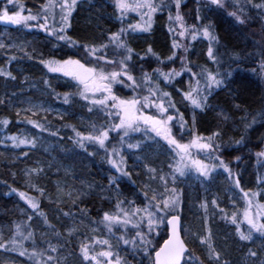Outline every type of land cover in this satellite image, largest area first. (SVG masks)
Here are the masks:
<instances>
[{"label":"snow or ice","instance_id":"6c2138e0","mask_svg":"<svg viewBox=\"0 0 264 264\" xmlns=\"http://www.w3.org/2000/svg\"><path fill=\"white\" fill-rule=\"evenodd\" d=\"M206 3L210 11L222 10L227 15L234 17L238 24L244 25L252 19L247 12L250 6L258 10V14L264 18V0L259 3H253V0H198ZM79 6V0H41L37 11L25 8L18 0H0V23L17 28L31 29L35 26L38 30L44 31L48 37L52 38L53 48L66 46L69 49H76L82 52L85 57H91L86 64L81 59L72 58H49L40 59L39 63L47 69L48 73L59 74L63 77L74 81V87L80 99L85 101V106L90 113L99 111L111 120L109 126L97 128L92 126L91 131L85 135L76 131L77 139L74 141L79 147L85 148L84 141L97 145L99 149L104 150L107 155L108 163L116 173L121 177L130 178L131 173L124 168L126 158L123 155V147L126 144L129 150H143L142 144L133 134L140 133L142 139L147 143L165 142L170 150L172 162L168 164L171 170L172 185L169 186L167 175H161V169L144 165L146 175L150 181L159 180L162 182L163 191H156L149 188L143 192L144 199L141 201L142 206H137L136 201L119 199L120 193H117V202L115 204L116 212H104L102 219L93 221L95 227L103 225V229L109 234L106 239H97L89 237L90 242L81 241L79 244V256L81 264H126L121 256V250L127 251L129 248L133 253L142 255L146 258L147 264H230L229 260L222 256L220 250L213 244L211 230L207 227V219L203 221L202 231L197 234L182 224V192L177 189L175 182L180 177H185L191 171L197 174V179L201 184L211 182L214 179L213 173L222 170L226 174L225 179L230 182L229 190L233 197L239 194V198L244 201L242 219H238L236 212L231 216L225 213L223 208H219L222 219L230 222L235 226V234L239 242H252L254 236L258 235L264 239V203H259L257 197L261 196L259 192L245 191L241 187V180L238 173H234L229 164L217 153L222 145L217 143L220 138V132H214L211 136L203 137L193 135V138L187 142H181L173 132L175 125L174 120H178L179 129H184L185 121L182 114L176 115L178 110L172 100L169 91H163L161 81L165 85L171 84L176 77H180L185 72L190 74L189 90L183 93V100L189 102L193 110L199 109L204 111L209 106V96L212 90L220 88L225 77L217 71L215 74L201 69L196 72L185 62L186 54L190 47L199 38L209 42L207 48V57L214 64H220L219 38L215 35L211 26L201 27L199 24L188 25L185 23V17L181 14L182 0H113L115 16L121 22L118 31L111 32L107 36L106 42L93 43L91 46L80 45L77 40L68 34L71 27V17L73 12ZM174 9V15H173ZM232 9V10H229ZM168 13L169 34L172 37L171 55L167 57L168 61L175 64L179 61V70L176 67H170L168 71H163L160 67L152 69L150 73L144 63H134V50L128 46L126 36L130 32H149L152 28L154 16L159 12ZM199 12V9L197 10ZM135 13L140 18V22L135 24L128 23L127 27L123 26L128 15ZM199 14L196 21H200ZM260 49L259 72L264 77V31L260 39L256 41ZM17 45L0 43V49L16 48ZM19 51L29 59H33L23 46H19ZM148 53H153L151 46L147 49ZM10 59H16L15 56ZM92 60L96 63L93 65ZM140 61H146L145 56H139ZM159 63H163L159 56L156 57ZM150 68L151 65L149 64ZM168 67V65H166ZM0 77L15 80L16 77L10 71L0 69ZM194 81V84L191 83ZM43 84L51 88L47 79ZM120 89H129L127 95L119 94L116 86ZM179 91V90H177ZM15 95V94H13ZM57 95H59L57 93ZM70 94H63L64 104H68ZM8 101L0 98V104H6ZM239 107V105H237ZM175 110V111H170ZM154 110V111H153ZM36 116L41 111H48L43 104H32L24 109ZM20 115V112H17ZM264 117V110L260 113ZM227 120L228 117L224 116ZM247 127L256 123V117H253L251 123L247 117L244 118ZM10 121L8 119L0 120V126L6 128ZM27 123L41 132L45 127L32 119ZM75 131V129H73ZM115 132L119 136L117 144H109L111 133ZM56 132H51L55 136ZM236 141L239 145L243 142ZM5 146L9 143L12 148H19L21 145H30L36 148L35 139L21 138L19 136H5L3 141ZM150 146V145H149ZM85 150H87L85 148ZM195 150V154L193 153ZM90 156L93 153H88ZM203 154V155H201ZM24 156L28 153L24 152ZM257 162L264 165V150L255 153ZM119 158V159H117ZM139 159V157H138ZM237 162L241 157H236ZM44 172L43 168H31L25 170L26 177H32L34 174L39 176ZM259 183L264 186V178H258ZM110 185L119 187L118 177L109 179ZM43 195V190L36 184L30 185ZM146 187H148L146 185ZM149 191L151 195H149ZM11 193L18 195L31 209L32 214L44 217V224L57 237L55 244L48 243V247L41 250L36 246L34 233L31 230L30 222L33 215L24 213L25 220L15 223L9 228L7 236L0 231V252L5 254H16L19 257L27 256L31 264H61L60 254V233L57 232L54 225L50 224L47 217L40 208L39 200L28 196L25 192H17L12 188ZM79 198V197H77ZM74 202V201H73ZM213 207H219L218 200H211ZM202 208L207 209L208 203L201 204ZM63 217L71 218L73 221L76 216L71 210L63 211ZM84 213V210H80ZM246 224L247 229L242 230V225ZM166 226L167 238L162 244L157 245L155 237L159 236L161 226ZM95 227L93 230L95 231ZM75 227L68 228V236L72 237L76 232ZM117 232L119 235L117 236ZM115 240L113 244L111 241ZM31 241V251L25 247V243ZM189 241L196 247H199L205 256L201 259L195 255V252L189 246ZM198 241V244H197ZM72 241L69 239L64 242V247ZM99 246V250L97 247ZM245 255L243 264H264V246L259 250L249 248L244 245ZM67 260V257H65ZM14 264V262H13Z\"/></svg>","mask_w":264,"mask_h":264},{"label":"trees","instance_id":"16d2710c","mask_svg":"<svg viewBox=\"0 0 264 264\" xmlns=\"http://www.w3.org/2000/svg\"><path fill=\"white\" fill-rule=\"evenodd\" d=\"M112 1L79 0V8L72 14L71 27L68 29V34L77 40L80 45L87 44L91 46L93 43L106 42L108 34L118 31L122 26L121 22L115 17V10L110 6ZM192 1L187 0L181 6V14L185 17V23L188 25L199 24L201 27L211 26L215 35L219 38L218 45L222 57H219L221 61L219 66L212 64L211 60L207 57L209 43L201 37L190 47L186 54L185 62L196 72L206 69L208 72L215 74L219 71L225 77V82L220 88L213 89L212 94L209 96V106L204 111H200L199 109L193 110L189 102L182 98L183 93L189 90L190 87L189 73L185 72L180 77H176L171 84L165 85L162 82L161 88L163 91L171 93L172 100L178 110L176 115H183L186 128L188 127L190 130V125H192L190 117L193 116L196 135L208 137L214 132L221 133L220 138L217 140V143L222 145L219 151L220 155L224 158L225 163L229 164L233 169V172L239 174L241 185L244 188L256 190L260 187L264 189V186L258 181V178L264 177V165L256 163L257 159L255 155L264 146V117L260 116L261 111L264 110V77L259 72L261 57L260 49L256 45V41L259 39L258 32L264 31V18L258 14V10L247 6L249 8L247 15L252 17V19L248 23L241 25L235 21L234 17L228 16L225 11H210L206 3ZM18 2L23 4L25 8L35 12L39 8L41 0H18ZM241 2L243 3L245 0H241ZM259 2L261 0H253V3ZM95 4L101 6L97 10H93ZM198 9L199 12H197ZM197 14L201 17L200 21H196ZM152 23L154 25L149 32L141 35L126 36L128 46L134 50L133 62L137 64L144 63L150 73L156 67H160L163 71H168L170 67H176L179 70V61L172 64L167 59L171 55L172 42V37L169 34L171 22L168 20V13L166 11L163 13L158 12L154 16ZM127 24L128 22L124 26L127 27ZM43 38L47 37L44 36ZM50 40L52 41V38L48 42ZM149 46L153 49V53L147 52ZM50 49L47 46L43 48V59L53 57L58 59L68 58V54H71L74 59H81L82 57L78 54L83 55L82 52H78L77 54L67 52L69 48L66 46H61L58 49L53 48L55 50L53 52ZM13 53V51H0V69L10 71L12 75L14 66L4 65L3 62L13 56ZM139 56H145L146 61H140ZM157 56L161 58L163 63H159L156 60ZM23 63L27 67V73L32 75V82L41 81L38 86L42 90V93L46 94L44 98L51 103L55 101L56 106L65 107L70 113L71 118L66 117L63 120L54 121L55 123L51 124L50 127L45 121L43 126L46 130L41 132L38 128H34L27 123V120L30 118L22 115L18 116L17 111L11 110L8 103L0 104V120L8 119L10 121L6 128L0 126V146L6 148L3 143L6 135L19 136L21 138L27 137L28 139H35L37 142L36 148H31L29 145L28 147L19 149L20 153L17 154V158H11L0 153V227L6 228L5 230L8 235L9 228L14 226L15 223L23 222L25 220L24 213H27L33 215V220L30 224L31 230L34 233L36 246L43 250L48 247L49 242L56 243L57 237L52 235L47 225L44 224V217L32 214L31 209H28L27 205L19 199L18 195L11 193L12 188L17 189V192L23 191L28 196L39 200L40 208L38 211H42L49 223L54 225L57 232L60 233V244L58 247L61 249V254L65 252L66 254L64 255L70 257L69 260L63 262L62 255L60 254L61 264H77L74 261L76 256H79L78 248L74 244L70 245L69 243L67 247H64L65 241L70 239L73 242V238H69L68 236V228L75 226L81 220L90 222L99 221L102 219L104 212H116L115 204L118 197L115 198L117 196L115 192L120 193L119 199L135 200L136 205L140 206L142 198L140 194L142 191H147V188H144L140 184L132 187L127 179L119 180L118 188L116 186H109L105 177L109 169L104 166L102 160L97 161V164L93 168H91L92 163L90 165L91 169L86 168V173L91 181L102 186L104 185L109 189L107 195L113 198L111 202L102 200L96 194H91V196L82 199L76 204H57L46 201L45 197L50 194L49 185H44L40 181V176H36L32 184L38 185L43 190V195L36 192L31 186H25L23 171L26 167L40 164L44 167L43 176H50L52 172L59 173L58 170H62L72 162L75 163L79 159L78 156H88V154L83 153L84 148L74 143L77 139L76 131L85 135L89 133L80 129L79 124L76 122L78 117L85 115L87 118H90V121L103 120V123H106L107 121L104 120L107 119L103 118V113L99 111L94 110L92 113L88 111V108L85 106L86 102L80 99L77 89L72 82L65 83L64 79H56L54 75H52L53 77L50 76L47 71H44L43 65L35 59L24 61ZM149 64L151 65L150 68L148 67ZM216 69L217 71H215ZM40 73H42V77H40ZM45 79L49 81L51 88L43 84ZM4 81H6L4 77H0V98L8 101V89L2 86ZM191 83L194 84V81H191ZM116 89L121 95H127L129 92L126 89H120V87H116ZM65 92L70 94V100L67 105L63 102V94ZM170 111L175 110L170 109ZM224 116H227L228 119L225 120ZM245 117H247L249 123H251L253 117H256V123L252 124L251 127H247L244 122ZM32 120L39 124L41 122L35 118ZM101 123H97L98 127L101 126L99 125ZM173 124L175 125L173 128L174 134L178 138L182 137L186 129L178 131V120H174ZM53 131L57 133L55 136L51 135ZM241 137L244 138L243 142L238 145L236 141L241 140ZM88 145L91 146V143H87L86 149L89 147ZM24 152H27L28 155L24 156ZM237 156L241 157L239 162L236 160ZM255 166L259 168L258 174H256ZM53 178L56 179L55 177ZM139 180L142 182L141 177H139ZM133 182L138 183L136 178L133 179ZM100 185L98 186L100 187ZM187 202H185L186 205ZM60 209L63 211L71 210L75 214L76 219L73 221L71 218L63 217ZM81 209L84 210V213H81ZM21 210H24V212H21ZM166 236L165 226V233L160 236L156 242L157 245L161 244ZM31 245V241L25 243V247L29 248V251H31ZM0 254L16 258L23 264H31L27 256L19 257L14 253L5 254L2 252ZM198 256L205 259L203 253ZM238 261L235 264H243L244 259L240 262Z\"/></svg>","mask_w":264,"mask_h":264},{"label":"rangeland","instance_id":"374dc122","mask_svg":"<svg viewBox=\"0 0 264 264\" xmlns=\"http://www.w3.org/2000/svg\"><path fill=\"white\" fill-rule=\"evenodd\" d=\"M186 1L187 0H182V4H184ZM193 1L198 2V0H193ZM99 6L101 5L95 4L93 6V10L94 9L97 10ZM110 6L114 9L113 1L110 3ZM102 19H103V16H102ZM126 22L135 24L137 22H140V18L136 16L135 13H131L128 15L125 23ZM152 25L154 24L152 23ZM33 29L37 31H41V30H38L35 26L27 30H33ZM143 33H146V32H143ZM143 33L142 32H130L127 36L136 35V34L141 35ZM261 35H262V31H259L258 32L259 39ZM49 39H50L49 37L43 38L41 39L40 43H42L43 48H46L47 46L48 49L51 48L50 50H52L53 44L51 40L50 42H48ZM0 43L17 45L16 48L7 49V51L14 52L13 56H15L16 59L12 60L9 57L6 61L3 62L4 65L10 66V67L14 66L12 72H13V76L16 77L15 80L4 78L6 81H4V83L2 84L3 88L8 89V93H9L8 104L10 106V109L14 110L15 112L19 111L20 115L25 116L27 118H30V119L35 118L37 120H40L41 125H43L44 122L46 121L49 127L51 126V124L55 123L54 121L63 120L66 117L71 118L69 115L70 113L65 107L56 106L57 104L55 101L51 103L49 100H46L44 98V96L46 97V94L42 93V90L38 86V84L40 85L41 81L38 80V81H34L36 83H33L32 75L27 73V67L25 66V63L23 62L30 61V60L24 55L22 51H19V46H23L30 54H32L33 59L35 58L37 59L40 57L39 56L40 53L37 51V43H39V38L37 40L34 39V41L32 40L27 41L25 39H21V36L19 33H16L14 37L12 33H8L5 30L2 32L0 36ZM216 47L219 48V45H216ZM70 51L71 53H75V54L78 53L77 51L75 52V49H70ZM78 55H82V54H78ZM83 57L85 58L84 62L86 64L89 62V60H91V57L86 58L84 54H83ZM219 57L220 58L222 57L220 50H219ZM95 63L96 62L92 60V64L94 65ZM211 63L214 64L212 61ZM44 69H45L44 71L46 72L47 69L46 68ZM217 69L215 71H217ZM48 74L52 76L51 74L53 73H48ZM53 75L58 76L56 77L57 79H62V78L66 79V80H63L65 83L72 82L73 84H75L74 81L69 80V78L67 77H63L62 75H59V74H53ZM40 77H42V73H40ZM162 82L163 81H161V83ZM116 87H120V86L117 85ZM126 91H130V90L126 89ZM30 103L43 104L48 109V111H41L36 116H33L30 112L26 113L24 109H26ZM102 116L103 118L107 119V120H104V121H107L106 123H103L102 122L103 120L90 121L89 120L90 118L89 117L87 118L85 115L78 117L76 122L79 124L80 129H83L85 132H90L92 129V126L90 125H97L96 127L99 128L97 123L102 122L101 124H99L101 126H109L111 124V120H109L108 117L104 116V114ZM190 119L192 120V125H190V130L188 127L186 128V124H185L184 130L185 129L186 130L184 134L180 138L177 137L178 139H181V142H184V143L189 142L193 138V135H196L195 127L193 123L194 117L191 116ZM133 136H135L136 139L132 140V143H136L139 141L143 146V150H129L126 144L123 147V155L126 158L124 168L131 173L130 178L119 176V174L116 173L115 169H113L111 165L108 163L107 155L104 152V150L99 149L97 145H94L91 143V146L88 145L89 147L87 148V150H85L88 141H84L85 148L83 149L84 151L83 153L88 154L89 152H91L93 153V155L90 156L88 154V156L87 155L78 156L79 159L76 160L75 163L72 162L71 164L66 165L62 170H58L59 173L52 172L50 176H46V175L43 176L44 175V172H43L39 175L40 181H42L44 185H49L50 194L47 197H45L46 201L54 202L57 204H62V203L76 204L82 199L88 198L89 196H91V194H96L97 196L101 197L102 200L111 202L113 198L107 195V191L109 189L106 188L104 185L102 186L100 184L95 183L94 181H91L88 174L86 173V168H89V169L93 168V166L97 164V161L99 160H102L104 162L103 163L104 166L107 169H109L106 175L103 173L105 177L107 178L108 184H109V179L111 177H118V181L122 179L123 180L127 179L129 183H131L132 187L140 184L144 188H147V191L149 190V188L154 189L156 191H163V185L161 181H159L158 179L150 181L148 179V176L146 175V169L144 168V166H142L143 164L144 165L147 164L148 166L161 169L162 172L160 174L168 176L169 186H171L172 181H171V176L169 175L171 170L168 168V164L172 162V157L170 155V150L168 149V146L165 144V142L161 140L158 144L153 143L151 141H148L147 143H145L140 133H135L133 134ZM118 141H119V136L115 132L111 133L110 140L108 141V143L117 144ZM28 146L29 145H21L19 148H12L9 143L6 146V148H2L0 146V153L5 154V156H10L11 158H17L18 157L17 154L20 153L19 149L23 147H28ZM261 150H264V146L262 147ZM193 153L195 154V150H193ZM217 154L220 155V152H218ZM97 157L98 159L96 160ZM221 158L224 159L222 156ZM92 163L93 165L90 168V165ZM256 163L260 164L257 162V160H256ZM31 168H44V167L38 164L37 166L24 168V171H23L24 179L23 180H24L25 186L27 187H30V185L33 183L34 178L37 176L35 174L32 177L25 176V170L31 169ZM99 169H102V168H99ZM255 169L257 171L256 174H258L259 173L258 166H255ZM213 176H214V179L211 182H205L201 184L200 181L197 179V174L194 171H191L185 177H180L176 180L175 186L183 194L182 195L183 205H182L181 217L183 220V225L187 228H191V230L197 234H199L202 231L203 221L206 218L207 227L211 230V233H212L213 244L217 247L218 250L221 251L222 256L229 260L230 264H235L238 260L242 261L244 259V255L246 251L244 248L245 244H247L249 248H255L259 250L262 246H264V239L256 235L254 236V239L252 242H239L238 241V237L235 234V226L232 225L230 222L222 219V214L220 213L219 208H223L225 213H227L229 216H231L233 212H236L238 215V219H242V212L245 206L244 201L243 199L239 198V194L233 197V193L229 190L230 182L225 179L226 174L223 173L222 170H218L216 173H213ZM53 177H55L56 179H54ZM139 177H141L142 182L139 180ZM261 177L264 178L263 176ZM134 178L137 179L138 183L133 182ZM98 185H100V187ZM146 185L148 187H146ZM109 186H115V185L109 184ZM241 187L244 188L242 185ZM244 189L249 192L261 193V196H258L256 199L259 203H264V189L263 188L258 187L256 190H250L246 188ZM143 192L144 191H142L140 194V197H142L141 201L144 199ZM116 194L117 193L115 192V195ZM149 195H151L150 191H149ZM115 198H117V196ZM213 198H216L218 200V204H219L218 208L213 207L211 205V200ZM186 201H188L187 205L185 203ZM204 202L208 203L207 209L201 207V204ZM21 212H24V210H21ZM73 227H75L77 230L75 233H73L72 237H70V238H73V242L69 244L70 245L74 244L75 247L77 248H79V244L81 241L88 242L89 237H95L97 239H106L109 236L106 230L103 229L102 225H99V227H95V225L90 221L81 220L78 222V224H76ZM94 227H95V231L93 230ZM241 227H242V230L247 229L246 224H243ZM5 229L6 228L0 227V231H2L4 235L6 236L7 232ZM163 233H165V226L162 225L159 230V236L155 237V242L158 241V239ZM118 235H119V232L117 233V236ZM111 242L113 244L116 243L114 239ZM197 244H198V241H197ZM189 246L190 248L191 247L193 248L195 255L198 256L199 254L202 253L201 249L193 245L191 241H189ZM96 247H97V250H99V246H96ZM63 253L66 254L65 252ZM64 254H61L63 258V262L70 259V257L65 256ZM121 256L126 261V264H147L146 258H142L141 254L133 253L130 248L127 251L121 250ZM65 257H67V260H65ZM13 262L14 264H23L20 261H18L16 258L0 254V264H13ZM74 262H76L77 264H81L78 256H76Z\"/></svg>","mask_w":264,"mask_h":264},{"label":"flooded vegetation","instance_id":"af4514ba","mask_svg":"<svg viewBox=\"0 0 264 264\" xmlns=\"http://www.w3.org/2000/svg\"><path fill=\"white\" fill-rule=\"evenodd\" d=\"M26 10H27V8H26ZM5 30L8 33H12L14 35V37H15L16 33H19L21 36V39H25L27 41H30V40L34 41V39L37 40L39 38V43H37V51L40 53V55H39L40 57L37 59L35 58V60H37L39 62L40 59H43V54H42L43 53V47H42V43H40V41H41V39H43L44 36L48 37L46 35V33L42 32V31H37L34 29L33 30H27L24 28L9 29V28H5L4 26L0 25V36H1L2 32ZM7 42H9V41H7ZM1 50L7 51L5 49H0V51ZM53 51H55V50L52 49L51 52H53ZM8 52H10V51H8ZM40 66H39V68H40Z\"/></svg>","mask_w":264,"mask_h":264},{"label":"water","instance_id":"95a60500","mask_svg":"<svg viewBox=\"0 0 264 264\" xmlns=\"http://www.w3.org/2000/svg\"><path fill=\"white\" fill-rule=\"evenodd\" d=\"M0 24L3 25V26H5V27L16 28V27H13V26H10V25H5V24H3V23H0ZM182 224H183V222H182Z\"/></svg>","mask_w":264,"mask_h":264}]
</instances>
